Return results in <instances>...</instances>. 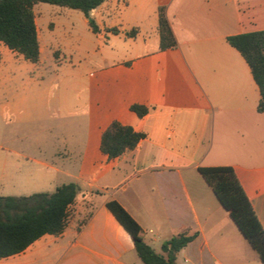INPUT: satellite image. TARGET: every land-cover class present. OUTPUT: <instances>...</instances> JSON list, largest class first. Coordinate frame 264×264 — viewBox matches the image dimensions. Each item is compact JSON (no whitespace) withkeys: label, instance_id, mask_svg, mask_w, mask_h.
<instances>
[{"label":"crops","instance_id":"0c3cea01","mask_svg":"<svg viewBox=\"0 0 264 264\" xmlns=\"http://www.w3.org/2000/svg\"><path fill=\"white\" fill-rule=\"evenodd\" d=\"M161 7L175 48L160 49ZM33 10L39 44L43 14L53 16V32L62 15H84L44 3ZM90 18L98 28L92 32L108 42L107 56L101 78L89 77L86 91L70 98V107L84 111L93 124V150L83 147L79 154L89 164L90 179L33 161L38 173L27 175L21 189L56 190L54 176L61 173L78 182L68 225L61 235H45L0 264H143L107 208L110 201L136 220L158 253L172 237L196 233L179 252L178 264H264L199 172L201 167L233 168L264 229L261 94L249 65L227 41L264 30V0H106ZM4 54L17 53L0 42V58ZM133 105L146 107L147 113L139 117ZM115 121L145 137L109 159L100 150L101 138Z\"/></svg>","mask_w":264,"mask_h":264},{"label":"trees","instance_id":"16d2710c","mask_svg":"<svg viewBox=\"0 0 264 264\" xmlns=\"http://www.w3.org/2000/svg\"><path fill=\"white\" fill-rule=\"evenodd\" d=\"M105 1L0 0V42L25 60L37 63L41 52L33 10L35 5L44 3L69 8L90 18V12ZM89 25L94 33L98 32L93 20ZM109 31L118 33L116 29ZM133 33L131 31L128 35ZM159 33L161 50L177 47L163 7L159 9ZM227 41L249 65L261 94L258 111L264 112V30L230 36ZM131 111L142 117L147 113V108L133 105ZM144 137V134L115 121L103 132L100 150L109 159H114L134 149ZM199 172L264 263V229L233 168L201 167ZM78 190L76 184L70 183L58 186L52 194L0 196V259L22 253L45 235H61L68 225V209L74 204ZM106 206L131 237L143 264H178L179 252L197 237L196 233H180L165 241L158 253L144 240L136 220L118 202L110 201Z\"/></svg>","mask_w":264,"mask_h":264},{"label":"rangeland","instance_id":"374dc122","mask_svg":"<svg viewBox=\"0 0 264 264\" xmlns=\"http://www.w3.org/2000/svg\"><path fill=\"white\" fill-rule=\"evenodd\" d=\"M73 14L62 15L55 32L49 28L53 16L45 13L38 18L42 51L37 63L20 54L0 58V196L38 193L20 187L27 175L38 173L35 160L90 179L89 164L79 154L83 147L93 150L89 145L93 124L84 111L70 107V98L86 91L83 83L89 77L101 78L108 42L92 32L85 15ZM54 180V185L78 183L63 173ZM40 191L52 194L55 189Z\"/></svg>","mask_w":264,"mask_h":264}]
</instances>
